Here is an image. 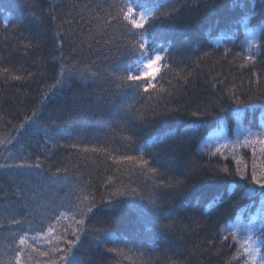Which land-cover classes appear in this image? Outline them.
<instances>
[{"label":"trees","instance_id":"trees-1","mask_svg":"<svg viewBox=\"0 0 264 264\" xmlns=\"http://www.w3.org/2000/svg\"><path fill=\"white\" fill-rule=\"evenodd\" d=\"M136 2L146 8L165 3L168 10H176L170 29L160 41L164 47H168L164 40L171 41L174 62L172 70L157 83V89L163 86L166 92L150 90L125 104L134 105L138 111L159 105L160 109L180 107L186 113L200 110L208 115L197 118L184 114L140 124L135 112L123 106L117 111L107 102L104 89L111 85L105 82V73L134 59L128 45L138 39L140 31L122 18L112 20L124 0H0V165L6 166L0 167V264H15L19 237L24 234L39 252L25 247L22 264H49L58 259L62 253L55 249L66 248V241L73 239L71 230L77 227L73 219L77 209L69 208L76 203L75 196L83 190L99 202L101 196L111 199L112 191L125 188H136L145 197L160 195L165 213L171 210V217L177 221L174 231L163 234L147 222L135 223L133 215L115 226L120 231L137 230L143 234L142 240L131 243L127 236H120L116 243L107 245L122 250L123 255L90 246L85 240L82 247L73 249L79 264L247 261L234 223L239 217L252 220L256 208L236 205L243 189L233 186V177L216 180L212 175L214 169L224 167L232 172L246 169L250 174L253 160L249 157L253 152L261 153L264 163V145L225 147L215 155L214 147L200 149L208 145L210 135L219 127L225 126L231 136L238 125L252 131L264 130V48L253 46L249 53V34L244 28L245 24L249 29L256 26L264 13V0H239L241 6H233V0ZM5 16L10 21L7 26ZM52 16L57 19L52 20ZM167 27L159 25L156 31ZM29 44L33 47L26 46ZM205 52L212 54L205 56ZM249 54L254 57L251 62L246 61ZM62 65L64 77L60 76ZM96 72L99 78L89 87L93 84L89 78ZM77 73H83L85 79H66ZM16 75L24 78L12 79ZM57 78L65 82L53 89ZM234 97L243 101L245 111L240 118L233 111ZM97 98L103 99L97 103ZM33 112L36 116L20 128ZM190 127L197 129V135L182 150H169L165 159L171 163L164 177L122 159L139 157L144 150L141 145L151 143L158 134L175 130L178 135L181 129ZM127 136L133 140H125ZM93 148L103 151L93 152ZM235 151L245 156L236 159ZM144 158L153 161L151 156ZM21 164L40 167H18ZM152 166L161 167L155 161ZM186 175L190 187L181 194L168 195L167 190L157 187L173 178L185 179ZM140 203L151 220V207L146 200ZM60 213H65L72 225L59 230L47 246L42 237L49 225L55 227L62 221H57ZM253 221L260 224L259 217ZM85 226L92 229L100 225L92 219Z\"/></svg>","mask_w":264,"mask_h":264},{"label":"snow or ice","instance_id":"snow-or-ice-1","mask_svg":"<svg viewBox=\"0 0 264 264\" xmlns=\"http://www.w3.org/2000/svg\"><path fill=\"white\" fill-rule=\"evenodd\" d=\"M233 6H241L239 0H233ZM53 11H55V9H53ZM175 12L176 10L174 9L168 10L165 3H157L155 7L146 8L143 3H137L136 0H124V3L117 7L116 15L112 16V20L119 21L122 18L123 21H126L133 29L140 31L138 33V39H135L134 43L130 42L128 45V52L134 59L130 62L125 61L123 64L117 65L111 72L106 71L105 82L110 84L111 87L104 89V91L107 92L109 97L107 102L111 103L117 111L123 106L128 112H135L136 119L140 124H153L157 121H165L172 116L178 117L184 114H190L197 118L208 115L206 111L200 110L186 113V110L180 107L168 109L167 106H165L163 109H160L159 105H148L147 110L138 111L134 105L125 104V101L128 99H133L140 96L142 93H149L150 90L160 93L166 92L163 86L157 89V83H159V80L164 79V74H166L167 71L172 70L174 57L171 50V41L164 40V43H168V47H164L163 43L160 41L170 29V22L175 18ZM51 19L56 20L57 17L52 16ZM9 22V18L5 16V25L7 26ZM106 23H108V21H106ZM165 24L168 25L167 28L160 32L156 31L157 26ZM244 28L249 34V39L247 40L248 52L251 53L253 46L258 49L264 48V13H262L261 19L256 21L255 27L249 29L248 25L245 24ZM258 36L260 39H258ZM61 39L63 40V38ZM26 46L33 47L32 44ZM219 46L220 45L217 44V47ZM225 51H227V49ZM211 54V52L204 53L205 56H210ZM53 59L57 58L53 57ZM253 59L254 57L251 54L246 57L247 62H251ZM4 71L7 72L8 69H4ZM29 75H31V73H29ZM99 75V72L92 73L89 79L93 81V84L89 85V87L95 85V81L99 78ZM60 76H65V68L63 65L61 66ZM23 78L24 77L19 75L12 76L14 80H21ZM66 79L84 80L85 78L83 73H77L75 77L68 76ZM183 79L187 82L186 76L183 77ZM64 82V79L57 78L52 88L54 89L56 85L63 84ZM85 83H87V80H85ZM169 83L171 82L169 81ZM111 97H115V99L113 100ZM47 98L48 97H45V99ZM102 99L103 98H97L96 102L99 103ZM233 102L236 104V108L233 110L234 114L237 118H240L245 111L243 108V101L234 97ZM35 116L36 113L33 112L31 117H26L25 122L20 125V128H25V125L31 122L32 118ZM241 134L244 135L243 144L245 146L252 142L250 138L253 136H257L258 142L264 145V132L257 134L253 133L250 129H243ZM196 135L197 129L195 127L183 128L178 135L175 130H170L169 132L158 134L153 138L151 143L141 145V148L144 150L140 152L139 157L125 156L122 159L135 162L142 171L164 177L167 175L169 171L168 165L171 163L170 160L165 159V157L168 156L169 150L173 152L182 150ZM124 139L131 142L133 137L127 136ZM235 143H241L239 138ZM209 147V145L204 144L201 146L200 150L207 151ZM85 150L87 151L88 149ZM91 151H103V149L93 148ZM217 152H220L219 147L216 148V152L212 153V155H215ZM145 155L153 157V161L159 163L161 167L152 166L153 161L145 159ZM157 156L160 157L158 161L155 160ZM117 163H121V160H117ZM237 163H239V161H237ZM0 167L6 166L0 165ZM18 167H40V165L21 164L18 165ZM224 176L233 177V186L235 187L238 185L243 189L242 196L235 202L236 205L243 204L245 209L249 207L256 208L261 225L259 233L264 237V173L257 175L255 171H252L249 174L246 169L241 170L240 168L232 172L227 167L219 171L213 170V179L221 180ZM235 177H239V180H236ZM110 183L111 181H109V184ZM157 187L167 190L168 195H172L181 194L182 191L186 190L190 185H187L186 175L185 179L173 178L172 180L161 182ZM110 196L112 198L107 200L101 196L99 202H97L96 197L92 193L88 192L85 194L83 190L75 196L76 203L69 205L70 209H77V212L73 215L74 222L77 225V227L71 230L73 239L66 241V248L55 249L56 252L62 254L58 259L50 261L49 264H79V261L75 258L73 249L82 247L85 240L88 241L90 246L103 247L106 248V251L109 253L115 251L118 255H123L122 250L113 249L107 247V245L116 243L120 236H127L128 241L131 243L142 240L143 234L138 233L137 230L125 228L123 231H120L115 226L117 222L133 215L135 216V223L147 222L152 224L153 228L158 227L163 234L174 231L177 221L175 218L171 217V210L165 213L163 208L164 202L160 195L145 197L136 188H125L123 191L119 189L112 191ZM117 197H122L123 199H116ZM143 200H146L147 204L151 207V220H148L145 215V205L140 203V201ZM213 203H215V201H213ZM76 216L79 218L77 219ZM61 218H67L65 213H60L57 217V221ZM92 219H96L100 226L87 229L85 222ZM253 219H255V217H253ZM12 222L16 224L20 223V221L17 220H13ZM54 231V226L49 225L47 233H44L47 243H51V240L47 238ZM245 231L247 232V239L244 241L246 246L242 249V254H247L248 256V260L245 264H257V257H259V264H264V255L261 254V248L257 246V240L253 239V236L257 233V226L255 224H250L246 227ZM89 233H91L90 239ZM82 236L84 239H82ZM32 239L35 240L36 238L33 237ZM224 239L227 240L228 236L225 235ZM153 243L158 244L159 242L154 240ZM209 243H211V241H209ZM25 247L33 248L34 251L39 252L38 248H34L33 245L28 243L27 234L21 235L16 249L15 264H22L20 257L25 251ZM40 254L47 256L49 253L41 252ZM173 264H176V262H173Z\"/></svg>","mask_w":264,"mask_h":264},{"label":"rangeland","instance_id":"rangeland-1","mask_svg":"<svg viewBox=\"0 0 264 264\" xmlns=\"http://www.w3.org/2000/svg\"><path fill=\"white\" fill-rule=\"evenodd\" d=\"M243 129H245V128H243V127L241 128V126H239V125L236 126L235 131H234V134L231 136L228 133V130L225 128V126L224 127H219L216 131H214L210 135L209 140L207 141V143L212 148L214 147V149H216L217 147H219L220 149L225 148V147H231L232 149H236L239 146L244 145L243 144L244 135L241 134L242 131H243ZM252 132L259 134V133L264 132V130L252 131ZM238 138L241 141V143H235ZM250 139L252 141L250 144H252V145H255L257 143L259 144L258 137L257 136H253ZM235 154L237 155L236 156V159L242 158V157L245 156L243 153L236 152V151H235ZM249 158L251 160H253V163H252V166H251V172L252 171H255L257 175H260L261 173H264V163H263V159H262L261 153L260 154H256V152H253L250 155ZM242 164H243L242 169H244V163L241 162V165ZM253 217H255V219L257 220V217H259V216L257 214H255V216H253ZM253 217H252V220H253ZM66 219H67V221H66ZM61 220L62 221L59 222L54 227L55 228V231L53 233H51V235L47 239L51 240V239H53V236L56 233H59L60 232L59 230L63 231L64 229H67V227H71L72 224H70L71 221L68 218H62ZM252 220L247 221L243 217H239L237 219V221L234 223V229L233 230H234L237 238L241 242V247L243 249V247L246 246L244 244V241L247 239V232L245 231V229H246V227L248 225L255 224L257 226V233H256V235L253 236V239L254 240H257V246L261 248V254L264 255V239L261 238L262 236L259 233V228H260L261 225L260 224L259 225L256 224L255 221L251 222ZM42 239H43V241L46 242L45 236H43ZM49 244L46 242V245L47 246ZM243 255L248 260L247 254H243ZM257 264H259V257H257Z\"/></svg>","mask_w":264,"mask_h":264}]
</instances>
